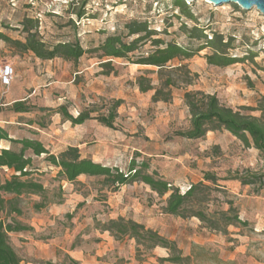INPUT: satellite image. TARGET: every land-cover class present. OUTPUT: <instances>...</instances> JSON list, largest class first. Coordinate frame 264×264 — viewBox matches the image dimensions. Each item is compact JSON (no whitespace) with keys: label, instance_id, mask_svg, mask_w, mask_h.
<instances>
[{"label":"rangeland","instance_id":"374dc122","mask_svg":"<svg viewBox=\"0 0 264 264\" xmlns=\"http://www.w3.org/2000/svg\"><path fill=\"white\" fill-rule=\"evenodd\" d=\"M83 1L0 0V32L24 41L25 36L18 29L29 17L39 20L40 36L49 45L79 40L84 48H94L107 35L122 32L126 23L147 22L160 38L195 51L191 59L181 61L197 75L193 83L174 89L173 99L168 103H152L153 93H141L136 80L146 76L157 85V75L147 74V71L156 72L157 68L115 60V73L105 76L94 56L87 55L77 64L60 59L41 61L0 41V63H8L14 69L11 86L4 88L0 84V125L12 138L42 140L55 155L72 144L79 146L84 157L123 171L132 158L145 160L150 163L151 172L156 170L183 192L203 181L205 173L213 174L224 188L217 193L222 208L227 209L223 203L232 200L250 226L230 227L227 235L209 232L197 219L165 215V199L150 195L141 185L109 192L95 178L83 177L76 184H68L45 157H33V179L47 189V209L33 208V204L41 202L40 197L23 196L20 205L23 214L17 218L34 227L25 234H12L11 245L25 264H71L67 251L76 247L85 252V257L89 256L87 261L91 264H170L159 261L168 257L165 249L157 248L139 258L133 240L113 238L109 245L108 240L100 239L102 224L116 219L121 210L136 214L133 208L138 202L141 208H149L144 211H149L147 219L152 226L143 225L175 240L184 256L191 255L194 245L206 249L193 264H218L212 261L213 253L221 264H264V190L255 194L249 187L226 180L237 171L260 169L259 153L244 148L227 132H211L197 141L175 136L176 132L190 127L184 102L187 91L216 94L223 104L235 110L255 108L264 97V16L256 9L244 11L235 4L217 7L206 0L185 2L184 9L192 18L184 9L175 7V0H87L84 8ZM82 9L85 15L80 20L75 13ZM184 26L204 29L209 35L217 32L232 37L229 54L238 58L253 54V59L225 68L208 65L206 55L212 51L209 48L198 51L199 41L191 40L182 31ZM15 90L22 93V98L11 99ZM13 101H26L35 110L14 113ZM117 101L122 103L117 109L121 115L115 120V129L106 128L96 120L74 127L56 113L65 105L74 116L83 111H92L93 117L108 115ZM243 113L259 116L258 112ZM2 147L20 149L5 142ZM3 174L10 176L8 171ZM217 205L215 202L211 209ZM50 209L58 210V214L51 215Z\"/></svg>","mask_w":264,"mask_h":264},{"label":"trees","instance_id":"16d2710c","mask_svg":"<svg viewBox=\"0 0 264 264\" xmlns=\"http://www.w3.org/2000/svg\"><path fill=\"white\" fill-rule=\"evenodd\" d=\"M87 0L82 2L83 8ZM175 7L184 9V0H175ZM184 13L187 11L184 9ZM85 15L84 9L75 13L80 20ZM188 17L192 16L187 13ZM18 31L25 36V40H14L0 32V41L15 48L20 53H30L41 61H54L60 59L65 62L77 64L87 55L99 60L102 75L110 76L115 73L113 62L123 60L132 65L157 68V71H147V74H156L158 84L155 85L151 78L139 76L136 84L141 93L152 92V103H168L173 99V90L180 89L181 85L189 86L197 75L192 74L181 61L191 59L195 51L175 43L167 42L159 37L156 29L147 22L131 21L126 23L122 32L107 35L106 38L94 48H84L79 40L74 42H60L54 45L47 44L40 36V22L37 19L26 17ZM182 31L192 40L199 41L198 51L209 48L212 52L206 55L208 65L225 68L246 59H253L252 55L246 58L233 57L229 54L233 48L234 38L212 32L207 34L204 29L184 26ZM163 33H167L165 30ZM147 45L148 48L144 49ZM197 51V50H196ZM175 62H179L175 65ZM184 102L190 116V127L186 131H178L175 136L197 141L204 139L208 133L227 132L237 139L244 148L255 149L259 153L260 169H245L237 171L226 180L240 183L241 187H249L255 194L264 190V97L258 101L255 108L241 107L233 109L223 104L216 94H207L202 91H187L184 94ZM121 101L115 102L108 115L93 117L92 111H83L74 116L67 106L62 105L56 113L65 122L72 126H82L86 122L96 120L100 125L115 129L114 123L118 117L117 109ZM11 110L14 113H31L35 106L26 101L13 103ZM243 111L258 112L259 116H252ZM7 142L20 146L18 151L11 148H3L2 143ZM33 157H45L49 166L58 170V176L68 184H76L81 176L99 180L102 188L109 192H117L122 187L134 184H143L165 199L163 212L165 215L183 220L197 219L200 225L209 232L227 235L230 227L248 228L247 220L240 216L238 208L232 200H226L227 209L222 208L217 193L224 191L219 184V178L210 173H205L203 181L192 184L186 191H181L172 183L162 178L147 161H137L132 158L126 171L114 166L110 167L94 162L90 158H83L78 147H69L58 155L52 154L38 140L15 139L9 132L0 127V264H23V260L15 248L11 245L12 233H23L31 230L17 217L23 214L21 199L23 196H38L42 200L33 204L36 211H40L47 205V189L33 179ZM4 171L10 172L5 176ZM9 197V198H8ZM218 203L213 210L211 205ZM102 233H109L117 241L133 240L136 245L137 257L147 255L157 248L168 251V257L159 258L160 262L170 264H193L198 261L200 254L206 249L194 245L192 253L184 256L175 240H171L158 231L147 228L145 225L133 219L118 217L110 219L101 226ZM212 261L223 263L215 253ZM71 264H80L67 256ZM46 264H55L47 262Z\"/></svg>","mask_w":264,"mask_h":264},{"label":"crops","instance_id":"0c3cea01","mask_svg":"<svg viewBox=\"0 0 264 264\" xmlns=\"http://www.w3.org/2000/svg\"><path fill=\"white\" fill-rule=\"evenodd\" d=\"M38 60V59H37ZM49 62H51V61H49ZM70 83H72V82H70ZM12 94V96H11V99H13V98H22V93H18V90H15L14 92H11ZM14 100V99H13ZM14 102V101H13ZM13 102H11V103H13ZM15 103V102H14ZM118 112V114L119 115H121V111H117ZM19 115L20 114H25V113H18ZM68 123H70V122H68ZM86 123H88V122H86ZM85 123V124H86ZM71 124V123H70ZM84 124V125H85ZM83 126V125H82ZM0 127H2V128H4L3 126H1L0 125ZM27 139H31V138H27ZM38 141H40L42 144H44L43 143V141L42 140H38ZM4 143V142H3ZM2 143V144H3ZM5 143H7V142H5ZM7 144H9V143H7ZM44 146L49 150V148L44 144ZM69 147H78L79 148V146H75V145H72V144H67V146H66V148L63 150V151H65L67 148H69ZM3 148H5V147H3ZM80 149V148H79ZM62 151V152H63ZM80 152H81V155H82V151H81V149H80ZM82 157L83 158H88V157H84L83 155H82ZM90 159H92V158H90ZM94 162H97V163H101V164H103L102 162H100V161H97V160H95V159H92ZM104 165V164H103ZM84 176H81L78 180L80 181L82 178H83ZM134 185H141L142 187H144L145 189H146V191L147 192H149V194L150 195H154V196H157V194H155V193H153L151 190H150V188L149 187H147V186H145V185H143V184H134ZM134 185H130V186H134ZM126 187V186H125ZM122 188H124V187H122ZM46 208V207H45ZM45 208H43V209H41V210H44ZM47 209V208H46ZM146 209H148L149 210V208H146ZM144 207H142L141 208V206H140V204L137 202V203H135L134 204V208H133V211H134V213L136 212V214H130V213H128L127 212V210H121V212H118V216L117 217H125V218H129V219H133L134 221H136V222H138V223H142V224H145L147 227H151L152 225H151V222L150 221H148V219H147V215L149 214V211L147 210V211H144V210H146ZM58 210H56V209H50L49 210V213H51V215H54V216H56L57 214H58V212H57ZM140 213L142 214V215H140ZM168 216V215H167ZM116 217V218H117ZM111 219H115V218H111ZM192 220H194V219H192ZM20 221V220H19ZM23 223V222H22ZM23 224H25V223H23ZM25 225H27V224H25ZM28 227H34V224H29V225H27ZM29 232V231H28ZM12 234H17V235H19V234H25V232H23V233H12ZM11 234V235H12ZM11 235H10V237H11ZM99 237H100V239L101 240H108L109 241V245L112 243V241H114V239H113V237H111L110 236V234L109 233H107V232H105V233H99ZM29 245H32V244H29ZM78 247H76L75 249H69L68 251H67V253L70 255V257L71 258H73L74 260H76L77 262H80L81 264H91L90 262H88L87 260V257H89V256H84V254H85V252L82 250V249H77ZM16 250V249H15ZM36 253V252H35ZM38 258L40 257L39 256V252H37V255H36ZM42 259V258H41ZM44 259V258H43ZM23 260V259H22ZM23 264H25V262L23 261ZM94 264V263H93Z\"/></svg>","mask_w":264,"mask_h":264},{"label":"water","instance_id":"95a60500","mask_svg":"<svg viewBox=\"0 0 264 264\" xmlns=\"http://www.w3.org/2000/svg\"><path fill=\"white\" fill-rule=\"evenodd\" d=\"M184 1L187 3H191L196 0H184ZM206 1L217 7L222 6L224 4H235L244 11H251L252 9H256L264 16V0H206Z\"/></svg>","mask_w":264,"mask_h":264},{"label":"built area","instance_id":"2783aa9c","mask_svg":"<svg viewBox=\"0 0 264 264\" xmlns=\"http://www.w3.org/2000/svg\"><path fill=\"white\" fill-rule=\"evenodd\" d=\"M14 78V69L8 63H0V84L4 88H9Z\"/></svg>","mask_w":264,"mask_h":264}]
</instances>
